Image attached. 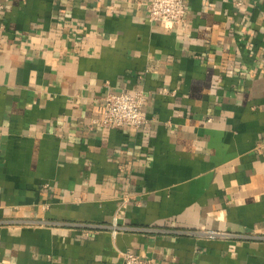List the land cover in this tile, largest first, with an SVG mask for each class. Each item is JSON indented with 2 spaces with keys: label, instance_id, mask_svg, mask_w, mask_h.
Here are the masks:
<instances>
[{
  "label": "crops",
  "instance_id": "crops-1",
  "mask_svg": "<svg viewBox=\"0 0 264 264\" xmlns=\"http://www.w3.org/2000/svg\"><path fill=\"white\" fill-rule=\"evenodd\" d=\"M150 1L0 0V264H264V0Z\"/></svg>",
  "mask_w": 264,
  "mask_h": 264
},
{
  "label": "built area",
  "instance_id": "built-area-1",
  "mask_svg": "<svg viewBox=\"0 0 264 264\" xmlns=\"http://www.w3.org/2000/svg\"><path fill=\"white\" fill-rule=\"evenodd\" d=\"M240 5V3H238ZM149 18L154 23L162 26L182 27L186 22L187 4L185 0H151L147 7ZM145 95L143 91L134 92H109L104 96L102 116L97 121L102 127L131 126L139 128L147 122L143 113ZM82 228V235L89 236L92 230L99 229L97 224H75ZM108 229L115 235L119 232L137 230V227H130L118 223L115 216ZM208 238H228L230 234L223 232L207 231ZM122 264H149L148 260L142 259L134 252L127 250L122 253Z\"/></svg>",
  "mask_w": 264,
  "mask_h": 264
}]
</instances>
